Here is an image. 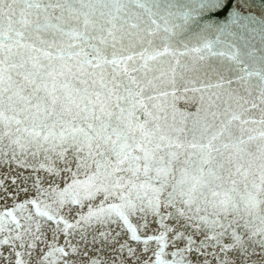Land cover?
Segmentation results:
<instances>
[{
  "label": "snow or ice",
  "instance_id": "snow-or-ice-1",
  "mask_svg": "<svg viewBox=\"0 0 264 264\" xmlns=\"http://www.w3.org/2000/svg\"><path fill=\"white\" fill-rule=\"evenodd\" d=\"M251 7L0 0V199L30 191L13 163L35 189L27 226L0 211L7 264H73L93 223L88 264H264V10L259 46L228 30Z\"/></svg>",
  "mask_w": 264,
  "mask_h": 264
},
{
  "label": "water",
  "instance_id": "water-1",
  "mask_svg": "<svg viewBox=\"0 0 264 264\" xmlns=\"http://www.w3.org/2000/svg\"><path fill=\"white\" fill-rule=\"evenodd\" d=\"M181 3L188 4V5H195L196 0H180ZM251 11L254 13L252 17L249 19L255 21L254 23H249L248 20H245L243 22L242 26L240 23H237L235 25L229 24L228 25V30L232 32H240L244 33L246 37L249 39V43H254L255 45L259 46L260 45V31H259V15L262 10H264V0H251ZM203 23V21H201ZM180 108L185 109L186 111L189 112H194L195 111V106L192 104H186L184 101H181ZM139 114V113H138ZM0 172H3L5 175L8 174V168L5 166L3 169H0ZM20 174V178L17 181V184L21 187H27L30 189L27 195H25L23 192L20 193L19 197L16 199L12 198H7L4 197L3 199H0V211H4L6 209H14L15 214L17 215L18 219L20 220V223L27 226L30 222L27 220V209L25 210H20V209H15L14 206L17 203L23 202L26 199L31 198L35 194V189L32 188V180L27 179L25 180L26 177L31 175V170L30 169H21L16 166L15 163L12 165V175ZM43 175V173H41ZM83 178V177H81ZM16 186H13V188H9V191H13ZM44 187H47V184L44 185ZM103 199V197H98L97 199L93 201H85V206L81 208V206L77 205L74 206L76 211L72 213L73 216L77 215V212H84L86 213L88 211V204L90 203L91 205H99L100 201ZM67 211V209H65ZM43 225V222H42ZM35 223H32V228L35 230ZM115 229V225H99L93 223L90 226H87L83 230H77L78 233L73 237L72 239V244L74 246H78L82 251L79 254L76 253H71L73 257V264H88V259L84 257V252L88 253V257H96L99 256L101 259L110 256L112 249L108 247L107 245H104L101 243V240L99 238L98 233L99 232H105V231H111ZM45 235H50V231L47 229L46 226H42L41 229ZM81 234L86 236V241H81ZM97 236V240L95 245L92 243L93 236ZM60 243L63 244L64 240L61 238ZM40 249H44V244L41 243L39 245V248L37 251ZM0 255H3L5 257V264H7V257H8V252L5 248L0 246ZM28 257L25 256V259ZM32 261L33 264H39L38 258H37V252L32 253Z\"/></svg>",
  "mask_w": 264,
  "mask_h": 264
}]
</instances>
